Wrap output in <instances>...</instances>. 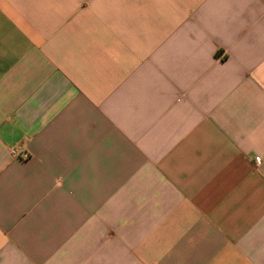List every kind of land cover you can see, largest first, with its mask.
Returning a JSON list of instances; mask_svg holds the SVG:
<instances>
[{"label":"crops","instance_id":"obj_1","mask_svg":"<svg viewBox=\"0 0 264 264\" xmlns=\"http://www.w3.org/2000/svg\"><path fill=\"white\" fill-rule=\"evenodd\" d=\"M0 264H264V0H0Z\"/></svg>","mask_w":264,"mask_h":264},{"label":"built area","instance_id":"obj_2","mask_svg":"<svg viewBox=\"0 0 264 264\" xmlns=\"http://www.w3.org/2000/svg\"><path fill=\"white\" fill-rule=\"evenodd\" d=\"M21 157H22V158H27L28 155H27V154H23Z\"/></svg>","mask_w":264,"mask_h":264}]
</instances>
